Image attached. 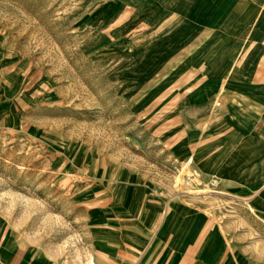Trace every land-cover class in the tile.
Masks as SVG:
<instances>
[{
	"label": "rangeland",
	"instance_id": "1",
	"mask_svg": "<svg viewBox=\"0 0 264 264\" xmlns=\"http://www.w3.org/2000/svg\"><path fill=\"white\" fill-rule=\"evenodd\" d=\"M177 1L0 0V264H264L263 213L188 163L209 75L214 107L264 80V5Z\"/></svg>",
	"mask_w": 264,
	"mask_h": 264
},
{
	"label": "crops",
	"instance_id": "2",
	"mask_svg": "<svg viewBox=\"0 0 264 264\" xmlns=\"http://www.w3.org/2000/svg\"><path fill=\"white\" fill-rule=\"evenodd\" d=\"M186 1L177 2L196 18L209 23L215 21V25H218L220 17H224L209 5L208 0ZM252 2L264 5V0H247V3ZM223 22L227 26L224 29H234L230 26L232 22L229 24L226 17ZM245 30L246 32L226 33L232 36H250L252 41L261 43L263 33L257 29ZM251 54L254 55L255 52ZM250 58L252 57L248 56L242 67L248 66ZM235 78L244 84L239 88L241 93L226 94L221 98V107H214L215 98L211 94L216 87L217 78L209 75L207 84H215V87H209L204 96L209 95V102L198 120L200 127L207 122L208 137L198 149H194L193 163L206 176L216 179L218 188L226 195L248 200L250 206L264 215V80L255 81L254 84L246 83L250 76L245 72ZM256 199L262 202L254 203Z\"/></svg>",
	"mask_w": 264,
	"mask_h": 264
},
{
	"label": "bare ground",
	"instance_id": "3",
	"mask_svg": "<svg viewBox=\"0 0 264 264\" xmlns=\"http://www.w3.org/2000/svg\"><path fill=\"white\" fill-rule=\"evenodd\" d=\"M220 22H218V24L219 25H222V26H224V27H227L225 24H224V17H220V20H219ZM213 24H215V21H213L212 22ZM225 30V29H224ZM212 35V34H211ZM213 36V35H212ZM215 37V36H214ZM210 38V37H209ZM211 40V39H210ZM245 48V47H244ZM205 51V50H204ZM203 51V52H204ZM213 54H211V55H209V54H207V55H205V57L206 58H208V57H211ZM215 55V54H214ZM213 65V64H212ZM215 65V64H214ZM213 73V72H212ZM194 160V158H191V157H189V159H188V163H191L192 161ZM197 172V171H196ZM197 174V173H196ZM212 183H215V181H213L212 180ZM215 188V187H214ZM216 192V191H215ZM89 264H94V261H93V258L90 260V262H89Z\"/></svg>",
	"mask_w": 264,
	"mask_h": 264
},
{
	"label": "built area",
	"instance_id": "4",
	"mask_svg": "<svg viewBox=\"0 0 264 264\" xmlns=\"http://www.w3.org/2000/svg\"><path fill=\"white\" fill-rule=\"evenodd\" d=\"M214 186H216L217 184H218V182L217 181H215V183H212Z\"/></svg>",
	"mask_w": 264,
	"mask_h": 264
}]
</instances>
